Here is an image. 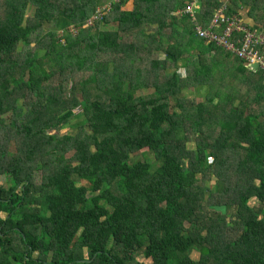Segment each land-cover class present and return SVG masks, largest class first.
I'll use <instances>...</instances> for the list:
<instances>
[{
  "label": "trees",
  "instance_id": "16d2710c",
  "mask_svg": "<svg viewBox=\"0 0 264 264\" xmlns=\"http://www.w3.org/2000/svg\"><path fill=\"white\" fill-rule=\"evenodd\" d=\"M189 2L0 0V264H264V72L194 24L264 0Z\"/></svg>",
  "mask_w": 264,
  "mask_h": 264
},
{
  "label": "built area",
  "instance_id": "2783aa9c",
  "mask_svg": "<svg viewBox=\"0 0 264 264\" xmlns=\"http://www.w3.org/2000/svg\"><path fill=\"white\" fill-rule=\"evenodd\" d=\"M225 4L217 8L205 27L195 24V33L206 43L233 54L243 60L247 66L256 64L264 72V31L251 29L243 24L241 19L234 14H226ZM105 6L97 9L86 20L85 26H91L97 21ZM198 0H190L188 5L176 11L177 14H187L195 22L196 12L199 10ZM74 31V29L72 30Z\"/></svg>",
  "mask_w": 264,
  "mask_h": 264
},
{
  "label": "rangeland",
  "instance_id": "374dc122",
  "mask_svg": "<svg viewBox=\"0 0 264 264\" xmlns=\"http://www.w3.org/2000/svg\"><path fill=\"white\" fill-rule=\"evenodd\" d=\"M128 8L129 7H131V5H130V2L128 1V3H126L125 4ZM75 28V26H69L68 27V29H69V31H72L73 29ZM99 28L101 29V30H104V29H107V28H109V25H107V24H105V23H102V24H99ZM151 31V29L150 28H145V32H150ZM60 32H61V30H58L57 31V33L58 34H60ZM134 38V37H133ZM127 40H130V39H127ZM162 46H165V44L163 43L162 44ZM24 49V46L20 43L19 44V48H18V52H20V51H22ZM189 53H193V49L192 48H188V49H186L185 51H184V55L183 56H188V54ZM163 57V55H162V53L159 51V52H157V53H153V54H151V55H149L145 60H144V62H145V64H141V65H139V64H135V66H139L140 68H145V67H148L149 65H148V63H149V61L150 60H152V59H156V58H162ZM194 59H196V58H194ZM167 68L166 69H164L163 71L161 70L160 71V73H157V75L156 76H153L152 75V73H151V71L149 72V74H148V76H147V78L148 79H152V78H156V80L157 81H161V80H163L164 79V76H166L167 74H169L174 68L171 66V64H168L167 66H166ZM146 73V72H145ZM68 77V79L70 80V81H74V80H81L82 78H84V74H82V73H80V72H78V73H67V72H64L61 76H60V78H62V79H65V78H67ZM192 91V87L190 86V85H187V86H185L184 88H183V90H182V95L184 96V97H186V98H188V99H193L194 97V92H191ZM142 95H145V94H147V93H149V89L148 88H146V87H144V88H141V92H140ZM239 97V96H238ZM78 109H76V111H77ZM20 112V111H19ZM12 118H14L15 120H17V118H18V111H14V116H12ZM74 130L73 129H70V128H68V126H66V127H64L63 129H61L59 132L60 133H65V132H73ZM189 147H191L190 145H188ZM214 178L212 177V180H213ZM211 180V182H213ZM80 183L81 184H83V185H86L87 184V182L86 181H83V180H81L80 181ZM191 257L192 258H195L196 257V254L194 253V252H192L191 253Z\"/></svg>",
  "mask_w": 264,
  "mask_h": 264
},
{
  "label": "crops",
  "instance_id": "0c3cea01",
  "mask_svg": "<svg viewBox=\"0 0 264 264\" xmlns=\"http://www.w3.org/2000/svg\"><path fill=\"white\" fill-rule=\"evenodd\" d=\"M246 18V19H245ZM244 21L249 24L250 26H252L254 29L260 30V31H264V27L258 23H255V21L251 20L248 17H244ZM251 68V67H250ZM252 70H256L251 68Z\"/></svg>",
  "mask_w": 264,
  "mask_h": 264
},
{
  "label": "water",
  "instance_id": "95a60500",
  "mask_svg": "<svg viewBox=\"0 0 264 264\" xmlns=\"http://www.w3.org/2000/svg\"><path fill=\"white\" fill-rule=\"evenodd\" d=\"M250 67L253 68V69H257V65L256 64H251Z\"/></svg>",
  "mask_w": 264,
  "mask_h": 264
}]
</instances>
